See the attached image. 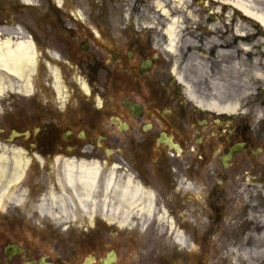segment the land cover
Here are the masks:
<instances>
[{"label": "flooded vegetation", "instance_id": "flooded-vegetation-1", "mask_svg": "<svg viewBox=\"0 0 264 264\" xmlns=\"http://www.w3.org/2000/svg\"><path fill=\"white\" fill-rule=\"evenodd\" d=\"M1 7L18 8L0 11L10 22L30 16L36 70L57 62L83 78L43 79L55 93L23 94L35 100L20 115L11 101L0 105V133L23 137L27 156L19 173L17 162L0 165V264H206L210 239L226 232L234 183L250 172L239 162L264 153V98L245 110L210 106L169 56L167 28L175 23L184 33L199 28L191 17L229 18L220 45L241 47L246 69L263 71L261 22L217 0H0ZM201 33L190 34L200 47L214 37ZM100 154L113 159H93ZM81 162L100 164L101 189L116 167L117 181L140 191L120 213L109 211L117 199L103 209L104 190L95 210H83L80 185L65 175L66 164Z\"/></svg>", "mask_w": 264, "mask_h": 264}, {"label": "rangeland", "instance_id": "rangeland-1", "mask_svg": "<svg viewBox=\"0 0 264 264\" xmlns=\"http://www.w3.org/2000/svg\"><path fill=\"white\" fill-rule=\"evenodd\" d=\"M217 1L229 4L228 0ZM255 6L258 10L262 9L264 11V4L259 3ZM14 9L18 8L1 7L0 11L9 13ZM200 11L196 10L195 12L193 10V13H199L201 18ZM199 15H196V17L199 18ZM12 17L10 22L7 14L0 13L1 40L11 39L13 43L24 41L29 39L27 32L31 30L36 32V28L27 13L13 14ZM202 19V22L201 19L195 17H191L189 20L188 24L190 26L199 25L196 30L188 28L187 32L182 33L180 31L182 29L178 27L177 31H179L176 33L175 46L170 47V39L168 37L165 39L166 45L172 53H169V56L179 66L178 69L185 75L187 83L203 99L211 102L215 101L221 106L234 105L232 109L234 111L245 110L248 102L259 105L260 99L264 98V70H247L245 67V52L241 51V47L234 52L229 47L220 45L222 37L217 35L218 32L226 31V40L230 37L229 26L224 25V22L230 23L229 18H225L224 21H221L222 23L210 22L203 16ZM200 30L214 35V37L206 38V43L202 47L190 38V34L201 36ZM237 32L238 35H243L244 28L237 26ZM182 56L185 58H182ZM50 78L67 80L83 78V76L77 70L64 69L57 62L52 65L51 70L39 67L31 75L30 92H26V94L37 95L42 93L41 89L49 94H54L55 88L43 85V79ZM11 80L17 85L23 83L21 79L12 78ZM24 92L4 90L0 93V105L11 101L12 103L8 105H14L16 107L15 112L20 115L23 109L22 105L25 103L31 104L35 100L30 95L23 97ZM2 111L0 110V116L4 124L6 117L1 114ZM22 138H15L14 134H10L8 131L0 133V154L4 152L7 159L9 158V161L0 162V165L8 166V162H11L10 158L17 155L15 151H19L20 157L26 159ZM93 159H105L108 162L113 157L100 154V156H93ZM239 163L242 164L243 169L247 168L250 172L244 175V180L238 178L234 183L237 189L234 190L235 197L230 199V204L226 209L227 224L223 226L226 232H219L214 238L210 239L211 245L208 247L209 250H207L205 256L206 264L264 263V153L258 158L248 160V162ZM248 206L250 209L246 210ZM232 219L238 220L239 226L229 229L228 222ZM218 236L221 237L220 240H217ZM216 242H219V244Z\"/></svg>", "mask_w": 264, "mask_h": 264}, {"label": "bare ground", "instance_id": "bare-ground-1", "mask_svg": "<svg viewBox=\"0 0 264 264\" xmlns=\"http://www.w3.org/2000/svg\"><path fill=\"white\" fill-rule=\"evenodd\" d=\"M228 3L234 6L236 9L256 18L264 26V11L258 10L256 4H264V0H228ZM256 3V4H255ZM167 35L170 39V47L175 46V23H172L167 28ZM36 51L33 42L30 39L24 41H17L13 43L11 39H0V93L4 90H13L17 92L22 91L24 93L30 92L31 87V75L36 72L35 61ZM21 79L23 83L17 85L11 79ZM181 79V77H180ZM190 95L192 94L189 90ZM210 106L217 108L220 111H231L234 105L226 104L221 106L215 101L210 103ZM17 152V151H15ZM11 162H17L18 173L21 171L23 162H26L17 155L10 158ZM9 161L7 155L3 152L0 154V162ZM74 162V161H73ZM1 168V167H0ZM3 170V169H1ZM116 167L110 169L109 173L104 179V188L101 189L99 186V180L102 174V167L97 162L86 163L81 162L78 164H66V180L71 185L77 183L80 186L76 189L77 202L83 210L87 207H92L95 210L98 206L96 200L97 193L100 190L106 191L105 201H103V209L109 207L108 199H117L116 205H111L109 211L111 213H120L121 206L127 201H133L136 194L140 191L139 187L133 186L130 179L126 183L117 181L116 178ZM81 192V194H78ZM6 193L3 191L2 195Z\"/></svg>", "mask_w": 264, "mask_h": 264}]
</instances>
